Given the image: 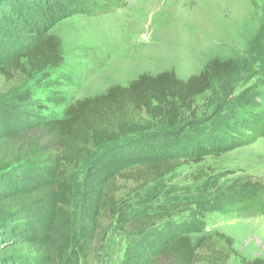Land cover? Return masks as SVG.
<instances>
[{
	"label": "rangeland",
	"instance_id": "rangeland-1",
	"mask_svg": "<svg viewBox=\"0 0 264 264\" xmlns=\"http://www.w3.org/2000/svg\"><path fill=\"white\" fill-rule=\"evenodd\" d=\"M80 1L77 11L46 28L61 39V65L32 77L18 74L9 82L0 78V89L12 91L6 107L0 105V132L29 130L38 120L61 117L76 99L103 93L114 84L127 86L141 74L172 70L187 79L213 59L230 60L232 70L196 99V116L186 113L171 128L156 122L148 135L109 143L95 157L119 168L147 154L170 153L184 162L135 197L133 211L159 210L164 219L137 241L134 253L155 252L183 232L209 233L233 264L264 260V215L239 210L240 202L229 207L240 187L249 182L264 186V135L245 142L255 134L249 127L255 116H264V0ZM1 5L0 53L8 49L13 55L28 41L24 21L31 25L30 4L17 0ZM6 13L11 17L2 16ZM212 140L234 147L195 163L189 157L191 145ZM87 174L86 165L80 166L77 181ZM82 201L75 200L77 220ZM105 239L99 264H121L128 244L118 224ZM161 264L174 261L170 257Z\"/></svg>",
	"mask_w": 264,
	"mask_h": 264
},
{
	"label": "trees",
	"instance_id": "trees-1",
	"mask_svg": "<svg viewBox=\"0 0 264 264\" xmlns=\"http://www.w3.org/2000/svg\"><path fill=\"white\" fill-rule=\"evenodd\" d=\"M23 1L30 4L31 11V25L24 21L28 41L13 55L8 49L5 55L0 53V78L8 82L18 74L32 77L44 68L61 65V39L46 28L82 4L80 0ZM16 2L0 0V12L5 11L1 4ZM6 14L2 16L11 17ZM207 65L187 79L172 70L141 74L127 86L114 84L103 93L76 99L65 106L61 117L38 120L29 130L2 129L0 264H99L105 237L114 223L127 238L121 264H161L170 257L174 264H233L209 233L183 232L155 252L141 255L132 251L164 219L159 210L133 211L135 197L179 169L184 164L181 157L147 154L127 168L111 162L108 166L95 157L109 143L131 142L137 134L151 131L156 122L171 128L183 122L186 113L194 116L196 99L214 90V82L233 67L230 60L213 59ZM7 90L0 89L3 107L12 93ZM249 127L255 134L246 143L264 135V116H255ZM233 147L218 140L195 143L189 157L200 163ZM83 165L88 174L80 183L77 175ZM42 174L46 178L39 179ZM240 188L229 207L240 202L239 210L254 209L264 215V186L249 182ZM79 197L84 203L77 220L75 200ZM244 264H264V260Z\"/></svg>",
	"mask_w": 264,
	"mask_h": 264
}]
</instances>
